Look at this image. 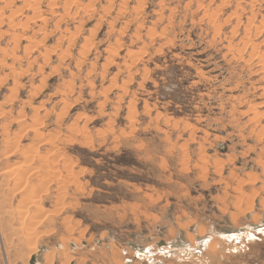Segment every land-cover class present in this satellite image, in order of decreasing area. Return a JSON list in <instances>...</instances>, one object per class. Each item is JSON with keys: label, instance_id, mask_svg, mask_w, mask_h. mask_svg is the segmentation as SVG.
<instances>
[{"label": "rangeland", "instance_id": "rangeland-1", "mask_svg": "<svg viewBox=\"0 0 264 264\" xmlns=\"http://www.w3.org/2000/svg\"><path fill=\"white\" fill-rule=\"evenodd\" d=\"M0 50V264H264V0H0Z\"/></svg>", "mask_w": 264, "mask_h": 264}, {"label": "bare ground", "instance_id": "bare-ground-1", "mask_svg": "<svg viewBox=\"0 0 264 264\" xmlns=\"http://www.w3.org/2000/svg\"><path fill=\"white\" fill-rule=\"evenodd\" d=\"M26 1V0H25ZM29 1V0H28ZM50 1V0H49ZM68 2V1H67ZM26 3V2H25ZM50 3V2H49ZM55 3V2H54ZM91 3V2H90ZM48 4V3H47ZM70 4V3H69ZM139 4V3H138ZM28 5V4H27ZM33 6V5H32ZM67 6V5H66ZM25 7H26V5H25ZM200 8V7H199ZM3 10V9H2ZM105 10V9H104ZM106 10H107V8H106ZM108 10H109V8H108ZM109 12V11H108ZM138 14H139V12H138ZM42 15V14H41ZM122 15V14H121ZM155 15V14H154ZM234 15V14H233ZM62 17V16H61ZM64 17V16H63ZM36 20H37V18H36ZM62 21V20H61ZM263 24V23H262ZM15 26V25H14ZM33 26V25H32ZM261 26V25H260ZM19 27V26H18ZM16 28V27H15ZM24 29H25V27H24ZM22 30V29H21ZM262 30V29H261ZM38 31V30H37ZM41 31V30H40ZM76 31V30H75ZM51 33V32H50ZM4 34V33H3ZM69 35H71V34H69ZM72 36V35H71ZM18 38V37H17ZM23 38V37H22ZM25 38V37H24ZM16 40H18V39H16ZM18 42H19V40H18ZM17 45V44H16ZM26 50H28V49H26ZM246 50V49H245ZM0 51H2V50H0ZM13 51H14V49H13ZM26 52V51H25ZM264 52V51H263ZM49 54V53H48ZM257 54V53H256ZM46 55V54H45ZM81 55V54H80ZM254 55V54H253ZM263 55V54H262ZM8 56V55H7ZM15 56V55H14ZM13 56V57H14ZM259 56V55H258ZM6 57V56H5ZM26 57V56H25ZM4 58V57H3ZM262 58V57H261ZM81 64V63H80ZM77 67V66H76ZM262 67V66H261ZM261 70H262V68H261ZM263 71V70H262ZM90 74V73H89ZM260 81V80H259ZM70 84V83H69ZM263 95V94H262ZM248 112V111H247ZM244 114V113H243ZM18 120H20V119H18ZM33 123V122H32ZM37 124V123H36ZM35 124V125H36ZM27 129V128H26ZM36 133V132H35ZM34 133V134H35ZM38 133V132H37ZM39 135V134H38ZM16 149V148H15ZM14 152V151H13ZM23 154V153H22ZM24 156V155H23ZM23 165V164H22ZM42 168V167H41ZM19 169H20V166H19ZM31 169V168H30ZM27 171V170H26ZM21 211H19V213H20ZM20 215V214H19ZM23 222V221H22ZM22 225V224H21ZM24 229V228H23Z\"/></svg>", "mask_w": 264, "mask_h": 264}, {"label": "water", "instance_id": "water-1", "mask_svg": "<svg viewBox=\"0 0 264 264\" xmlns=\"http://www.w3.org/2000/svg\"><path fill=\"white\" fill-rule=\"evenodd\" d=\"M33 262H34V258H31L30 264H33Z\"/></svg>", "mask_w": 264, "mask_h": 264}]
</instances>
